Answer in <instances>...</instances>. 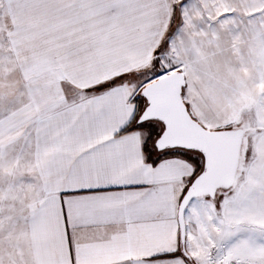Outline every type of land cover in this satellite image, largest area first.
I'll use <instances>...</instances> for the list:
<instances>
[{
    "label": "snow or ice",
    "instance_id": "6c2138e0",
    "mask_svg": "<svg viewBox=\"0 0 264 264\" xmlns=\"http://www.w3.org/2000/svg\"><path fill=\"white\" fill-rule=\"evenodd\" d=\"M0 264H264V0H0Z\"/></svg>",
    "mask_w": 264,
    "mask_h": 264
}]
</instances>
